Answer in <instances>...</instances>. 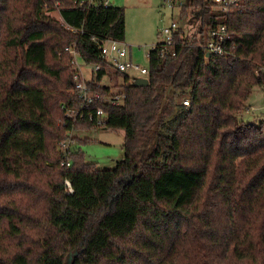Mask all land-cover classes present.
Here are the masks:
<instances>
[{"label":"trees","instance_id":"1","mask_svg":"<svg viewBox=\"0 0 264 264\" xmlns=\"http://www.w3.org/2000/svg\"><path fill=\"white\" fill-rule=\"evenodd\" d=\"M212 1L182 6L200 32L178 28L172 44L151 48L149 85L139 86L101 52L124 42L123 7L0 0V264H66L70 252L72 264H264V119H241L264 85V0L230 12ZM219 24L230 54L207 55ZM74 43L101 65L97 79L125 81L123 103L103 105L104 127L125 132L112 169L60 149L96 127L64 115Z\"/></svg>","mask_w":264,"mask_h":264},{"label":"rangeland","instance_id":"2","mask_svg":"<svg viewBox=\"0 0 264 264\" xmlns=\"http://www.w3.org/2000/svg\"><path fill=\"white\" fill-rule=\"evenodd\" d=\"M114 5L123 7L125 10L126 43L132 52V61L141 66L149 65L148 53L158 42L164 41L161 29L175 22L179 29L185 31L189 36L200 32V22L194 17L196 14H181L182 6L190 0H109ZM211 6L219 9L213 2ZM189 13L192 11L188 8ZM52 14L60 18L57 10ZM193 17V18H191ZM132 81L146 75L138 71L128 72ZM124 82V78L117 80ZM104 82L109 84V79ZM111 83V82H110ZM113 88V87H112ZM247 105L249 109L244 112L241 119L245 122L258 123L264 119V85L255 86ZM75 135L82 143L72 142L71 147L81 148L89 162H95L102 169H112L124 156L123 143L125 132L121 129H110L106 127H93L80 129ZM71 253V252H70ZM68 253V256L69 254ZM67 256V258H68ZM67 260V259H66Z\"/></svg>","mask_w":264,"mask_h":264},{"label":"built area","instance_id":"3","mask_svg":"<svg viewBox=\"0 0 264 264\" xmlns=\"http://www.w3.org/2000/svg\"><path fill=\"white\" fill-rule=\"evenodd\" d=\"M87 1L92 4L97 0ZM103 1L105 6L111 3L109 0ZM212 2L225 12L232 11L239 4V0H213ZM70 28L72 31H75L74 28ZM177 30L178 26L175 22L161 29L165 43L172 44L174 32ZM206 36V41L201 46L207 52V55L230 54L229 49L226 47V43L230 37L226 24H219L208 32ZM66 50L72 56L74 87L71 101L66 105H62L65 109L64 115L72 122L86 121L96 127H104L107 122V114L103 105L118 106L123 103L126 98V94L122 89L125 81L119 84L118 81L116 82L112 79L108 72L102 79H97V73L101 69L100 64H86L83 62L75 43L67 47ZM101 52L108 61L109 68L112 70L126 73L134 70L147 77V66H141L129 58V47L123 41L109 39L104 42ZM105 79H109V84L104 82ZM180 101L185 106L190 105V98L187 95L182 96ZM71 144L72 142H64L60 149L62 150L64 147L63 150L67 154ZM66 163L69 165L70 161L68 160ZM65 189L67 193L73 192L72 184L68 179L65 181Z\"/></svg>","mask_w":264,"mask_h":264},{"label":"water","instance_id":"4","mask_svg":"<svg viewBox=\"0 0 264 264\" xmlns=\"http://www.w3.org/2000/svg\"><path fill=\"white\" fill-rule=\"evenodd\" d=\"M135 83L139 86H147L149 85V79L147 77H140L136 79ZM74 254H77V252H75ZM72 262H73V254L70 253L67 258L66 264H72Z\"/></svg>","mask_w":264,"mask_h":264},{"label":"crops","instance_id":"5","mask_svg":"<svg viewBox=\"0 0 264 264\" xmlns=\"http://www.w3.org/2000/svg\"><path fill=\"white\" fill-rule=\"evenodd\" d=\"M111 3H113V2H111ZM131 54H132V52L130 51V49H129V58H131L132 59V56H131Z\"/></svg>","mask_w":264,"mask_h":264}]
</instances>
